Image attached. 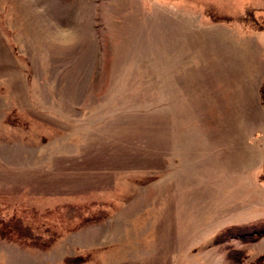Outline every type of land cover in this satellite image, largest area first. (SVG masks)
I'll use <instances>...</instances> for the list:
<instances>
[{"label":"rangeland","instance_id":"374dc122","mask_svg":"<svg viewBox=\"0 0 264 264\" xmlns=\"http://www.w3.org/2000/svg\"><path fill=\"white\" fill-rule=\"evenodd\" d=\"M261 73L264 0H0V264L264 254Z\"/></svg>","mask_w":264,"mask_h":264},{"label":"trees","instance_id":"16d2710c","mask_svg":"<svg viewBox=\"0 0 264 264\" xmlns=\"http://www.w3.org/2000/svg\"><path fill=\"white\" fill-rule=\"evenodd\" d=\"M264 102V95H262ZM48 211L45 213L47 214ZM264 235V218L255 220L250 223L231 225L223 228L218 235L217 242H225L230 238L248 237L250 239H257ZM0 236L13 238L23 242H39L41 236L36 233L32 225L25 221L23 217L13 215L5 217L0 214ZM229 254L232 256L234 262L241 263L245 256V250L241 248H231ZM249 264H264V254L259 255Z\"/></svg>","mask_w":264,"mask_h":264},{"label":"crops","instance_id":"0c3cea01","mask_svg":"<svg viewBox=\"0 0 264 264\" xmlns=\"http://www.w3.org/2000/svg\"><path fill=\"white\" fill-rule=\"evenodd\" d=\"M262 74V76L261 75H259V76H255V79H254V83H253V86H254V84H255V91H256V93H260V101L262 102V104H263V101H262V95H264V86H263V77H264V74L263 73H261ZM261 77V78H260ZM257 84H258V86H257ZM263 86V87H262ZM253 91V90H252ZM255 91H254V93H252L253 95L255 94ZM263 93V94H262ZM258 111V110H257ZM262 112H263V115H264V109H262L261 110ZM246 114H247V112H246ZM248 133V130L246 131V133L244 132V131H240L239 132V136L238 137H240L239 138V142H244V140H243V135L245 134H247ZM251 133H252V135H253V137H255V140H256V138L258 137H260V142L259 143H256L255 145H253V146H251L250 148H248V147H245V148H243L242 150H243V152L240 154L242 157H246L247 159H251V160H254V159H256L257 158V156L256 157H254L255 156V154L254 153H252V152H255V150H256V148L259 146V145H261V147L262 146H264V119H263V124L261 125V132L259 133V132H257V133H255V131L253 132V131H251ZM254 140V141H255ZM252 141V140H251ZM260 148V147H259ZM263 156V152L261 153V157ZM250 157V158H249ZM252 157V158H251ZM245 158V159H246ZM244 158H243V160H245ZM259 159H260V157H259ZM257 161H258V158H257Z\"/></svg>","mask_w":264,"mask_h":264}]
</instances>
